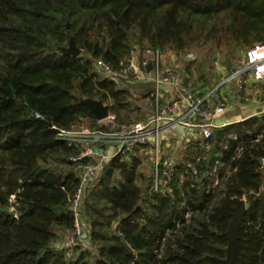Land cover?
I'll use <instances>...</instances> for the list:
<instances>
[{"label": "trees", "instance_id": "16d2710c", "mask_svg": "<svg viewBox=\"0 0 264 264\" xmlns=\"http://www.w3.org/2000/svg\"><path fill=\"white\" fill-rule=\"evenodd\" d=\"M202 38L264 43V0H0V264H223L235 199L247 209L232 264H264V132L231 142L208 193L178 185L179 166L170 192L150 194L136 156L110 159L79 216L89 248L53 247L75 230L70 159L81 151L58 130L93 119L84 100L108 103L117 117L129 105L95 62L118 71L132 45L178 52ZM70 41L81 54L62 53ZM256 121L264 129V115ZM226 131L214 130V146Z\"/></svg>", "mask_w": 264, "mask_h": 264}, {"label": "built area", "instance_id": "2783aa9c", "mask_svg": "<svg viewBox=\"0 0 264 264\" xmlns=\"http://www.w3.org/2000/svg\"><path fill=\"white\" fill-rule=\"evenodd\" d=\"M142 50L141 53H138L137 46L133 47L125 60L127 63L118 71H114L103 60H97L95 65L103 77L113 79L122 90L130 89L134 96L141 90L140 86L151 83V94L155 103L152 117L128 126L114 125L110 122L108 124L110 133L104 136L106 142L113 143L110 146L112 148L110 151L93 144L100 139L99 136L77 139L76 134L70 130H58V139L66 142L69 146H81V141L87 142L86 146H81L79 155L70 159L74 165V172L78 174L79 184L69 200V209L75 219V230L65 233L69 240L68 243H72L75 237L80 234L79 216L82 200L98 166L106 160L109 161L118 156L125 158L134 155L137 150H147L153 161L150 194L170 192L171 188L164 190L163 187L167 184L171 186L179 165H182V170L176 175L178 185L189 181V188L196 186L200 191L208 193L220 181L221 170L226 167V157L231 142H239L243 138L258 141L263 135V126L256 121L258 115L219 123L214 122V118L225 111V103L218 89L232 81L236 84L241 100L250 103L255 100L252 99L251 93L244 94L247 88L244 84L248 79L250 81L248 88L259 93L260 100L258 102L264 105V43H257L247 48L243 64L218 86L205 91L200 96L193 92H179L175 98H171L172 100L170 99L168 102H163L162 90L164 91L165 87L178 90L182 86L183 78L174 70L163 69L159 49L150 47ZM184 57L189 62L195 60L193 53H186ZM140 66L143 71L139 70ZM148 66H151L149 75L145 74ZM133 87L134 89H131ZM260 114H264V110ZM37 117L39 116L37 115ZM174 125L194 130L199 138L194 154L186 155L180 163L165 162L160 155V135ZM233 125H237V128H232ZM223 128L227 131L214 146V130ZM241 152L242 148L239 145L234 147V155L238 156ZM95 158H98L96 164L84 162V160ZM259 162L261 169L264 170V158ZM228 174L226 169L224 175ZM159 176L166 180L165 183L158 181ZM180 206L183 208L182 218L188 219L191 210L185 205L183 197ZM173 222L178 225L180 219H175Z\"/></svg>", "mask_w": 264, "mask_h": 264}, {"label": "rangeland", "instance_id": "374dc122", "mask_svg": "<svg viewBox=\"0 0 264 264\" xmlns=\"http://www.w3.org/2000/svg\"><path fill=\"white\" fill-rule=\"evenodd\" d=\"M132 46L134 47L135 45ZM131 48L129 50V54ZM137 48L139 50L138 53H141V51H143L142 48H140L139 46H137ZM247 48V46H237L234 43L226 44L224 42H220L219 44L214 39H197L192 43V45H189L184 50L178 52L167 48L160 49L162 67L163 69L174 70L179 74H181L182 72V86L184 87V89L187 90V92H193L196 93L197 96H200L205 91L218 86L219 83L224 81L232 72H234L243 64L244 55ZM81 53L82 52H80V54ZM186 53H193L195 55V60L192 62L187 61L184 57ZM128 56L126 58H128ZM126 63L127 62L125 61V64ZM230 83H226L225 85H228ZM144 85H148V83ZM244 85L247 86L246 89L248 91L246 92L248 94L249 92H252V99L256 101L260 100V95L257 91H252V89L249 90L248 86L250 85V81L248 79L247 83ZM131 89H134V87ZM145 91H147V88L143 87L135 96L133 94V96L130 95V92L133 91H130L129 94H127L126 99L129 105H127L124 110L120 111V117H117L116 113L111 110L110 105L108 103H105L103 105L108 108V115L106 118L102 120H97L95 117H93V119H80L78 123L71 128L70 131L76 134L77 139H86V137L90 136H99L100 139L94 142L93 144L95 146H103L105 147V149L107 147H110L113 143H108L106 142V139H104V136L110 133L108 127V124L110 122H112L114 125L128 126L139 121H144L153 116L155 110L154 99H152L150 96L145 98H142V96H140L141 94H144ZM218 91L221 93V88H219ZM221 95L223 97L222 93ZM171 98H175V96H170L167 92H164L162 90L163 102H168ZM81 143L83 146L87 145V142L85 141H81ZM133 156H136V158L140 160V163L137 167L138 172L148 179L146 180V182H140V186H142L144 189H146V191L148 190L149 192L152 179V156L147 150H137V152ZM165 159V162H172L169 161L167 158ZM88 162H90L91 164H96L98 161L96 162V160L93 159L92 161ZM107 163L108 161L106 160L98 166L96 174L94 178H92L88 190H86L85 192V196L81 204V210H83L84 208V201L86 196L102 178L103 168L104 165H106ZM179 166L181 167L182 165ZM116 178L117 175H114L112 180H115ZM158 181H162L163 183H165L166 180L161 179V177L159 176ZM170 188L171 186L169 184L163 187L164 190ZM241 200L245 201L244 199ZM81 213H83V211H80V215ZM79 229L80 234L75 237L72 243H68L69 240L65 233L59 232V238L57 242L53 244V247L68 249L71 248L72 252L75 251L74 248H80V250H85L89 248L88 238L86 237L85 233L87 231L86 227H82L80 224ZM77 252L78 251H75L74 253Z\"/></svg>", "mask_w": 264, "mask_h": 264}, {"label": "crops", "instance_id": "0c3cea01", "mask_svg": "<svg viewBox=\"0 0 264 264\" xmlns=\"http://www.w3.org/2000/svg\"><path fill=\"white\" fill-rule=\"evenodd\" d=\"M139 70L143 71L140 67ZM145 74L149 75V71L146 70ZM182 75L183 73L181 72V76ZM143 87L147 88V91H145V93L141 94L140 96H142V98L150 96L153 99L151 94V84L148 83V85L140 86V88ZM222 88L221 93L223 94V99L225 101V111L222 114L216 115L214 118V122H231L243 119L250 115H258L257 117H261L262 115H264L260 114L264 110V105L260 104L258 101L255 100L254 102L247 103L241 100L237 92L235 82L224 85ZM127 91L130 92L129 90ZM183 91L187 92V90H185L183 86L178 90L169 87H165L164 90V92H167L170 96H176L177 93ZM246 91L248 90L245 89V95L247 93ZM130 95L133 96L131 92ZM198 140L199 138L194 130L185 129L178 125L169 127L167 131L160 135L161 159L165 161V158H167L172 162H182L186 155H191V153H194V150L198 145ZM107 149L108 151H110L112 148L107 147ZM95 160L97 161L98 158H95Z\"/></svg>", "mask_w": 264, "mask_h": 264}, {"label": "water", "instance_id": "95a60500", "mask_svg": "<svg viewBox=\"0 0 264 264\" xmlns=\"http://www.w3.org/2000/svg\"><path fill=\"white\" fill-rule=\"evenodd\" d=\"M61 51L63 54L70 56H78L81 52L78 48H76V46L72 41L69 42V46L67 48H62ZM140 68L142 69L141 66ZM150 69L151 66H148L147 70L149 71ZM83 102L89 108L93 117H95L97 120H102L107 117L108 108L104 106L101 101L84 100ZM246 209L247 208L245 201L241 199L234 200L231 221L225 233L227 239V247H226V258L224 259L223 264H232L234 261L238 247V233H239L240 223L242 217L246 212Z\"/></svg>", "mask_w": 264, "mask_h": 264}]
</instances>
